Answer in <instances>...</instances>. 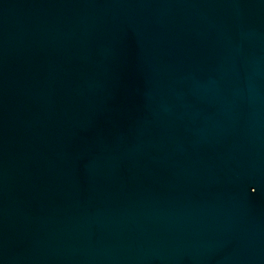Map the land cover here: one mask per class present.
Returning <instances> with one entry per match:
<instances>
[{
	"label": "water",
	"instance_id": "95a60500",
	"mask_svg": "<svg viewBox=\"0 0 264 264\" xmlns=\"http://www.w3.org/2000/svg\"><path fill=\"white\" fill-rule=\"evenodd\" d=\"M0 264H264V0H0Z\"/></svg>",
	"mask_w": 264,
	"mask_h": 264
}]
</instances>
